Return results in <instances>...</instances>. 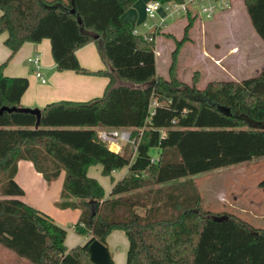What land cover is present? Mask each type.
I'll use <instances>...</instances> for the list:
<instances>
[{
	"label": "trees",
	"instance_id": "obj_1",
	"mask_svg": "<svg viewBox=\"0 0 264 264\" xmlns=\"http://www.w3.org/2000/svg\"><path fill=\"white\" fill-rule=\"evenodd\" d=\"M137 1L0 0V35L8 33L11 51L0 65V246L30 264H94L90 245L97 240L107 246L110 234L121 230L129 241L126 264H264V229L207 210L193 181L264 157V69L203 89L196 79L191 85L180 81L174 68L168 78L158 75V35L146 39L122 19ZM243 2L264 42V0ZM187 19L175 54L198 16L190 13ZM45 39L58 71L110 82L100 98L47 104L36 127L37 116L20 111L29 79L4 71L25 43ZM92 43L111 72L81 65L76 52ZM154 99L159 105L150 118ZM101 127L145 129L136 156L131 146L116 153L103 144L97 136ZM153 148L159 149L156 163ZM21 160L32 162L48 182L66 173L57 205L81 210L73 229L89 237L86 244L69 250L67 230L21 200L25 192L15 180ZM97 165L104 176L129 167L126 178L112 180L107 198L88 175Z\"/></svg>",
	"mask_w": 264,
	"mask_h": 264
},
{
	"label": "crops",
	"instance_id": "obj_2",
	"mask_svg": "<svg viewBox=\"0 0 264 264\" xmlns=\"http://www.w3.org/2000/svg\"><path fill=\"white\" fill-rule=\"evenodd\" d=\"M146 1L147 0H143L145 6L148 2ZM140 2L141 0H139V3ZM235 6V0H232V7L230 9L218 13L214 19L208 21L209 29L207 31V34H205L204 36L205 47L202 48L206 50L207 55L210 57L212 63H214V65L220 68L222 71H228V74H234L232 70L235 71L241 70L243 68H252L260 62L259 57H264L263 40L257 35L256 31L254 30L250 18L249 24L245 13L243 14L241 11L236 9ZM142 12L144 14V11ZM138 14L139 11L137 12L132 7L122 16V19L125 22H129L132 28L137 31H139L138 27L140 26L146 28L144 26V23L146 21L144 20V18H140ZM1 15L2 12L0 11V16ZM169 28L170 25L160 34H157L158 36H156L155 38L156 62H158L157 54L159 52L160 54H162L161 50H164V46H160V41L162 37L167 40L165 34H169V39L174 41H181L184 38L183 37L182 39H179V37H176L172 31H169ZM150 33L151 31L147 29L145 33L140 34L148 35ZM7 36L8 33H3L0 35V65L6 62L11 55V51L5 45ZM190 39L194 40L191 37ZM175 49L173 50V52L175 51ZM98 51H100L99 48L94 43H92L78 50L76 52V55L81 65L90 71L111 72L112 68L110 64H107V66H109V69L106 70L104 64L101 63L100 58L97 56ZM36 54L41 56V68L39 71L42 75V78L38 77L35 67L29 62V59ZM225 65H227V67ZM4 74L10 77L28 78L30 86L22 97V106L24 108L40 110L43 109L47 104L53 102L72 101L83 103L96 98H100L104 95V92L110 82V79L105 76H86L79 75L74 71H58L52 57L51 43L48 39L43 40L39 44L25 43L23 47L18 51V53L13 57L11 63L9 64V67L4 71ZM117 84H123V82L118 81ZM125 147L121 148V150L119 151L115 147H111L110 149L116 153H122ZM156 158H158V156ZM102 172V166L97 165L89 169L88 175L100 182L99 177L104 176ZM128 175L129 167H125L114 171L111 176H106V178H111V183L110 186H108L107 191L104 188L106 198L109 197L113 188L112 180L119 181L126 178ZM65 178L66 173L63 171L57 180L48 182L44 178L43 174L39 173L36 170L32 162L21 160L18 163V171L15 180L25 192V195L21 198V200L34 207L35 209L47 214L48 216L53 217V219H55L56 221L65 223L64 221H66L68 218L71 219L74 223L73 225H75L81 217V210L71 208L60 209L57 206V204L61 200ZM100 184L102 185L101 182ZM201 197L204 207L214 214L228 213L229 208L239 213L234 215L236 217H238L239 215L246 216L244 214L249 211L248 213L259 214V217H261L262 219L264 218V195H222L221 200L223 201V203H225V205H222L220 203L221 205L217 207H215L216 205L214 204V201L212 202V196L201 195ZM226 197H228V199ZM244 221L250 224L248 220ZM67 240L68 234L66 242ZM88 241L89 237L79 235V240L77 242L79 243V245L77 246L84 245ZM107 247L112 257L113 264H126L129 241L125 232L121 230H115L114 232H112L108 237ZM118 248L122 249V253L119 257L117 256ZM8 257H10V259ZM0 264L30 263H28L24 259L18 261V259L14 258L11 254L0 251Z\"/></svg>",
	"mask_w": 264,
	"mask_h": 264
},
{
	"label": "rangeland",
	"instance_id": "obj_3",
	"mask_svg": "<svg viewBox=\"0 0 264 264\" xmlns=\"http://www.w3.org/2000/svg\"><path fill=\"white\" fill-rule=\"evenodd\" d=\"M63 1L66 2V0ZM147 1L150 2L152 0ZM235 3L236 9L241 11L243 14L245 13L250 24V20L242 0H235ZM144 6L145 4L143 3V0H141L140 3L138 0L133 8L137 12L139 11L138 16L140 18H144L145 21H148ZM142 11H144V14ZM149 22L150 24H153V21ZM192 23L193 24L191 30L188 32L187 39L179 47V50L176 52V54L173 52L176 46V40L174 41L169 39V34L167 35L164 33L168 41L161 36L162 38L160 41V46H164V50H161L162 54H160V52L157 54V69L160 76L168 77L170 69L174 68L176 72L175 76H177L180 81L191 85L193 79H196L199 81L198 87L200 89H203L210 81H242L255 77L264 68V57H259L260 62L252 68H243L241 70L235 71L232 70L234 74H228V71H222L220 68L215 66L214 63H212L210 57L207 55L206 50L202 49L203 47H205L204 36L205 34H207V31L209 29L208 20H206L204 17H199L198 19L193 20ZM187 25L188 19L182 18L176 22H171L169 31H172L176 37H179V39H182L184 37L185 27ZM138 29L142 34L147 31V29L143 28L142 26L138 27ZM190 37L194 40H191ZM195 39L197 42L195 41ZM97 56L100 58L101 63L104 64L105 69L108 70L109 66H107V64L109 65V62L105 58L103 53L98 51ZM225 66L227 67V65ZM8 67L9 65L6 68ZM150 152L152 157H157L159 149L153 148ZM99 180L107 191L108 186H110L111 183V178L101 176L99 177ZM193 181H195L196 185L199 187L201 195L212 196V202L214 201V204L216 205L215 207L220 206L221 204L225 205V203H223V201L221 200L222 195H264V188L260 186V184L264 181V157L254 159L249 163L239 164L219 170L202 173L194 177ZM226 198L228 199V197ZM248 212L244 214L246 216L239 215L238 218L246 221L248 220V222L255 228L264 229V218L262 219L261 217H259V214ZM228 213L233 215L239 214L237 213V211L231 210L229 208ZM51 218L53 219V217ZM53 220L58 225L67 230L68 240L66 242V246L68 249L79 245V243H77L79 240V235H77L74 231V223L71 219L67 218V220L64 221L65 223L56 221L55 219ZM0 251L9 253L14 258L18 259V261H21L20 258H17L12 252L8 251L2 246H0ZM121 253L122 249L118 248L117 256L119 257ZM8 258L10 259V257Z\"/></svg>",
	"mask_w": 264,
	"mask_h": 264
},
{
	"label": "built area",
	"instance_id": "obj_4",
	"mask_svg": "<svg viewBox=\"0 0 264 264\" xmlns=\"http://www.w3.org/2000/svg\"><path fill=\"white\" fill-rule=\"evenodd\" d=\"M232 7V0H182L181 2L170 1L162 2L152 0L145 6V13L148 21L144 26L151 31L148 35H142L139 31L134 30L137 35H142L146 39L150 35L160 34L167 29L171 22H176L182 18H187L190 13L199 17H204L206 20H212L218 13L226 11ZM149 21H153L150 24ZM29 62L35 67L38 77L42 78L40 73L41 56L34 55L29 59ZM157 100H153L150 105V118L155 114V108L158 106ZM150 118L148 121H150ZM145 129L134 128H107L101 127L97 129L98 139L105 145L115 147L118 151L125 146H131L134 151V157L137 154L138 142L143 136ZM163 136L165 131H162ZM158 158L153 157V162L156 163Z\"/></svg>",
	"mask_w": 264,
	"mask_h": 264
},
{
	"label": "water",
	"instance_id": "obj_5",
	"mask_svg": "<svg viewBox=\"0 0 264 264\" xmlns=\"http://www.w3.org/2000/svg\"><path fill=\"white\" fill-rule=\"evenodd\" d=\"M72 12L76 14L75 9H73ZM14 110H17V109L16 108L10 109V111H14ZM20 111L36 115L37 116L36 127L40 126L41 117H42V113L40 109L22 108L20 109ZM89 252L91 256V261L94 264H113V260L110 255L108 247L100 243L99 241L96 240L90 245Z\"/></svg>",
	"mask_w": 264,
	"mask_h": 264
}]
</instances>
